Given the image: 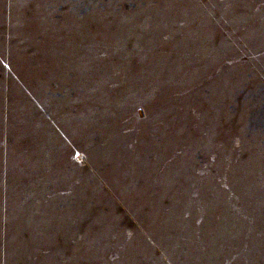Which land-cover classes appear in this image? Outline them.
Here are the masks:
<instances>
[{
	"label": "rangeland",
	"instance_id": "rangeland-1",
	"mask_svg": "<svg viewBox=\"0 0 264 264\" xmlns=\"http://www.w3.org/2000/svg\"><path fill=\"white\" fill-rule=\"evenodd\" d=\"M0 264H264V0H0Z\"/></svg>",
	"mask_w": 264,
	"mask_h": 264
}]
</instances>
